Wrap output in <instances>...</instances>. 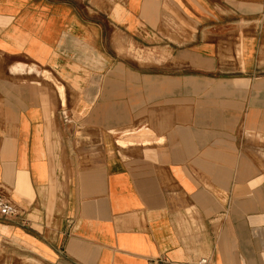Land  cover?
<instances>
[{
	"label": "crops",
	"instance_id": "0c3cea01",
	"mask_svg": "<svg viewBox=\"0 0 264 264\" xmlns=\"http://www.w3.org/2000/svg\"><path fill=\"white\" fill-rule=\"evenodd\" d=\"M0 264H264V0H0Z\"/></svg>",
	"mask_w": 264,
	"mask_h": 264
},
{
	"label": "built area",
	"instance_id": "2783aa9c",
	"mask_svg": "<svg viewBox=\"0 0 264 264\" xmlns=\"http://www.w3.org/2000/svg\"><path fill=\"white\" fill-rule=\"evenodd\" d=\"M0 219L3 221H21L23 222V214L17 205L13 204L0 193ZM183 264H220L211 257L202 256L196 259L194 262L183 263Z\"/></svg>",
	"mask_w": 264,
	"mask_h": 264
}]
</instances>
